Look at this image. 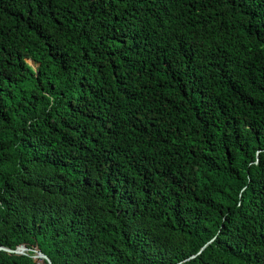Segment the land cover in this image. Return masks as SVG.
I'll return each mask as SVG.
<instances>
[{"label":"trees","instance_id":"16d2710c","mask_svg":"<svg viewBox=\"0 0 264 264\" xmlns=\"http://www.w3.org/2000/svg\"><path fill=\"white\" fill-rule=\"evenodd\" d=\"M0 247L264 264V0H0Z\"/></svg>","mask_w":264,"mask_h":264},{"label":"water","instance_id":"95a60500","mask_svg":"<svg viewBox=\"0 0 264 264\" xmlns=\"http://www.w3.org/2000/svg\"><path fill=\"white\" fill-rule=\"evenodd\" d=\"M209 243H210V242H209ZM209 243H208V244H209ZM206 245H207V244H206ZM206 245H204V246H206ZM204 246H201V247H200V250H201L202 248H204ZM0 250L6 251V252H9V253H16V254H24V253L27 251L26 248L21 249V250H10V249H8V248H4V247H0ZM200 250H199V251H200ZM37 257H40V258L44 259V260L46 261L47 264H50L49 259H48L45 255H43L42 253H39V254L37 255Z\"/></svg>","mask_w":264,"mask_h":264},{"label":"rangeland","instance_id":"374dc122","mask_svg":"<svg viewBox=\"0 0 264 264\" xmlns=\"http://www.w3.org/2000/svg\"><path fill=\"white\" fill-rule=\"evenodd\" d=\"M27 64L33 69L36 67V64H34L32 61L27 60Z\"/></svg>","mask_w":264,"mask_h":264}]
</instances>
